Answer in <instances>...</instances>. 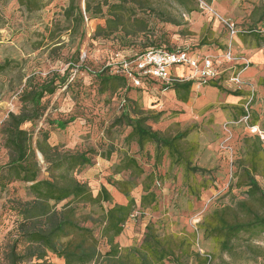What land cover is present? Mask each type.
Returning a JSON list of instances; mask_svg holds the SVG:
<instances>
[{
	"label": "rangeland",
	"instance_id": "374dc122",
	"mask_svg": "<svg viewBox=\"0 0 264 264\" xmlns=\"http://www.w3.org/2000/svg\"><path fill=\"white\" fill-rule=\"evenodd\" d=\"M150 1L154 14L148 19L149 30L145 35L123 42L114 36L107 40H93L91 37L95 28L103 25V20H88L85 17L86 35L78 45V40L71 42L64 31L66 24L62 15L68 0H42L41 9L32 13L25 11L17 0H0V64L5 60L15 62L10 70L0 74V129L9 113L18 114L21 111V94L28 78L33 79V83H40L53 74L60 77L67 74L68 86L42 100L43 118L22 128L32 132L34 139L39 130L47 132L51 146H60L70 152H87L93 165L76 173V179L86 183L93 195L102 186L110 192L111 205L104 204V208L126 203L109 182L110 179H131L129 173H115L124 156L133 157L145 175L153 172L160 177L153 188L157 208L145 210L143 214L139 210L134 212L121 236L116 239L120 247L139 244L145 226L151 223L162 235L196 233V251L211 255L213 264H264V234L252 240L240 236L233 242V249L223 253L217 243L205 239L199 229V223L212 210L245 198V189L233 187L236 162L243 156L244 138L261 139L264 136V88L259 85L264 78V51L254 48V42L249 39L243 42L237 36L231 40L224 25L226 21L233 23L238 31L254 28V23L263 15L264 0H182L184 5H180L179 0ZM189 9L193 11L189 13ZM53 30L55 35L58 34L57 42H62L63 46L49 52L52 43L47 36ZM150 44L167 48L184 47L198 57L212 55L220 61L224 50L231 44L236 56L251 63L243 73L245 85L240 90L246 97L251 91L254 93L247 106L249 120L237 118V108L243 99L238 104H232L227 99L232 95L210 87L209 82L199 86L194 83L186 104L177 100L173 90L149 81H142L136 86L128 80L127 92L119 91L115 95L99 93L96 74L108 69L113 75L119 61L141 53L144 46ZM258 54L261 55L260 61H252L251 58ZM222 68L227 69L228 66ZM230 78V71H223L217 84L227 92L238 91L229 82ZM124 97L135 101L141 111L161 113L156 123L148 122L152 130L171 136L189 131L186 142L198 147L193 162L208 171L203 178L196 176V182L205 179L210 183L198 198L188 194L181 169L170 168L167 159L154 166L153 160L146 155L152 157V146H147L141 153L135 143L125 142L130 131L128 128L112 126L122 113ZM248 101L249 98H246L244 103ZM70 119L73 122L68 123L64 130L46 123L47 120L68 122ZM254 119L256 124L252 126ZM262 141L264 143V139ZM109 151L110 156L106 159L104 153ZM8 160L0 134V167ZM39 162L42 163L40 159ZM40 178H47V174L42 173ZM257 180L264 189V180ZM28 186L14 182L4 190L0 189V264H5V253L15 233L17 217L11 211V204L14 200L31 199ZM141 194V187L138 186L130 195L138 204ZM94 211L97 212L96 209ZM88 212L89 209H86L85 213ZM84 226L92 228L90 223ZM94 234L98 235L97 229ZM100 250L102 253L107 250L104 243L100 245ZM49 259L53 264H64L54 256L49 255Z\"/></svg>",
	"mask_w": 264,
	"mask_h": 264
},
{
	"label": "trees",
	"instance_id": "16d2710c",
	"mask_svg": "<svg viewBox=\"0 0 264 264\" xmlns=\"http://www.w3.org/2000/svg\"><path fill=\"white\" fill-rule=\"evenodd\" d=\"M17 1L29 13L37 12L42 7V0ZM178 2L184 5L182 0ZM192 11L189 9L188 12ZM151 14H154V9L150 0H68L62 17L69 40H78L79 45L86 35L85 17L88 20H103V25L96 26L91 37L93 40H107L114 36L123 42L145 35L149 30ZM254 24L252 29L240 30L238 36L243 42L248 39L253 41L254 48L264 51V33L259 32L264 27V12ZM57 35L55 30L48 33V40L52 43L49 52L63 46L62 42H57ZM159 49L169 51L176 48L150 44L144 46V51L129 58ZM14 65V61L5 60L0 64V74ZM95 78L100 94L115 95L119 91H128V79L119 67L113 75L107 69L96 74ZM142 81L159 83L162 88L173 90L181 104L188 102L193 85L192 81L174 82L171 85L150 78ZM259 85L264 88V78ZM67 86V74L62 77L53 74L40 83H33V79L28 78L21 94V111L18 114L9 113L1 126L3 147L9 160L0 167V189L4 190L14 182L24 183L29 185L28 193L31 196L29 201L14 200L11 204L17 221L14 238L5 253V264H53L49 255L62 260L64 264H207V258L195 249L194 232L162 235L149 223L139 244L122 248L116 242L135 211L143 214L145 210L157 208V196L153 190L160 178L157 174L151 172L145 175L133 157L124 156L116 166L115 173H129L131 179H110L109 182L126 203L104 208V204L111 205L110 192L102 186L93 195L86 183L76 179V173L93 165L87 152H70L60 146H51L47 132L39 130L34 139L32 132L22 128L27 123L40 121L44 115L42 100ZM209 86L227 95L244 96L240 90L225 91L215 80H211ZM122 102V113L112 126L128 128L130 131L124 140L135 143L139 152L152 146V157L146 155L153 160L154 166L161 165L163 159H167L170 168L181 169L188 194L198 198L210 183L205 179L196 182V176L203 178L208 171L193 162L198 147L186 142L189 131L172 136L154 131L148 122L156 123L161 113L141 111L135 101L126 97ZM244 104L239 103L237 118L246 115ZM70 122L73 119L68 122L46 121L49 126L59 130H64ZM255 124L256 119L251 122L252 126ZM242 145L243 156L236 162L233 187L245 189V198L212 210L199 223L203 237L214 240L223 253H229L233 249V242L240 236L252 240L264 234V189L257 180H264V143L259 137H252L244 138ZM110 153H104V157L109 158ZM42 173L47 174V178H40ZM138 186L142 194L137 204L130 194ZM86 209H89L88 213H85ZM86 223H90L92 228L84 226ZM96 229L97 236L94 234ZM102 243L107 247L104 253L100 250ZM211 262L213 264L212 256Z\"/></svg>",
	"mask_w": 264,
	"mask_h": 264
},
{
	"label": "built area",
	"instance_id": "2783aa9c",
	"mask_svg": "<svg viewBox=\"0 0 264 264\" xmlns=\"http://www.w3.org/2000/svg\"><path fill=\"white\" fill-rule=\"evenodd\" d=\"M224 25L231 40L235 39L239 33L235 25L227 21L224 22ZM259 32L264 33V27ZM221 58L222 61L212 55L198 57L191 55L185 48L169 51L159 49L150 50L133 59L119 61L118 66L123 75L136 86H139L141 80L146 78L160 81L166 85H171L174 82L192 81L193 84L199 86L211 80L217 81L223 71L229 70L231 74L229 82L235 89L241 90L245 85L243 73L249 69L250 61L236 56L232 52L231 44L224 50ZM224 65H227L228 68L223 69ZM177 69H182L181 75L175 72ZM185 73L187 74L184 75ZM249 95V97L247 96L249 101L244 106L246 115L241 118L243 121H248L250 118L247 106L253 99V91ZM261 139L263 140L264 136H261ZM198 252L207 258V264H212L209 254H205L201 250Z\"/></svg>",
	"mask_w": 264,
	"mask_h": 264
},
{
	"label": "crops",
	"instance_id": "0c3cea01",
	"mask_svg": "<svg viewBox=\"0 0 264 264\" xmlns=\"http://www.w3.org/2000/svg\"><path fill=\"white\" fill-rule=\"evenodd\" d=\"M260 59H261V55H259V54H258L257 56H254V57L251 58L252 61H255V60H256L257 62H259ZM176 73H177L178 75L181 74V73H182V69H177V70H176ZM197 89H198V88H197ZM246 98H247L246 96H242V97L228 96V97H227L228 102H231L232 104H238V102H240L241 99H243V102H244V100H246ZM235 100H236L237 102H236Z\"/></svg>",
	"mask_w": 264,
	"mask_h": 264
}]
</instances>
